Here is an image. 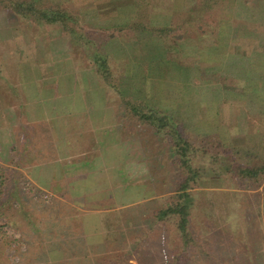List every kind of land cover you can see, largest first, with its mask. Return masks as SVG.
Listing matches in <instances>:
<instances>
[{
  "label": "crops",
  "instance_id": "1",
  "mask_svg": "<svg viewBox=\"0 0 264 264\" xmlns=\"http://www.w3.org/2000/svg\"><path fill=\"white\" fill-rule=\"evenodd\" d=\"M66 6L67 29L0 6V166L18 175L13 205L25 207L20 246L7 245L16 264H264V178L183 191L171 135L140 114L181 130L184 76L161 74L170 102L159 103L136 82L132 61L143 56L120 52L134 29L114 31L113 5L95 16Z\"/></svg>",
  "mask_w": 264,
  "mask_h": 264
},
{
  "label": "rangeland",
  "instance_id": "2",
  "mask_svg": "<svg viewBox=\"0 0 264 264\" xmlns=\"http://www.w3.org/2000/svg\"><path fill=\"white\" fill-rule=\"evenodd\" d=\"M64 1L73 6V13L83 10L94 16L97 6L111 4L121 26L131 10L136 17L134 37L122 38L120 52L143 56L132 61L136 82L140 88L143 81L151 96L160 97L159 103L170 102L163 95L161 74L169 80L184 76L182 96L189 107L180 129L195 147L199 184H231L236 181L232 168L264 164V0H222L223 17H217L219 10L205 12L189 26L198 14L193 11L197 0H148L153 3L149 6L143 0ZM147 26L161 31H146ZM163 55L167 58L157 61ZM17 182L18 175L10 173L0 197V203L11 205L10 222L0 218V264H16L17 248L7 245L20 246L24 228L18 214L22 216L25 207L13 205L20 197Z\"/></svg>",
  "mask_w": 264,
  "mask_h": 264
},
{
  "label": "trees",
  "instance_id": "3",
  "mask_svg": "<svg viewBox=\"0 0 264 264\" xmlns=\"http://www.w3.org/2000/svg\"><path fill=\"white\" fill-rule=\"evenodd\" d=\"M143 2L147 3L149 6L150 1L143 0ZM135 6L140 5V1H135ZM67 1L59 0L58 2H52L51 0H0V6L3 8H7L19 14L25 18H28L33 21H45V22H53L58 21L62 24L63 29H67V26L70 25L71 22L75 21V16L68 11ZM73 7V6H72ZM194 8V7H193ZM193 11L194 13L198 12L197 15L189 20L188 26L190 23H195V21H199L200 14L209 12L213 13L214 11H220V15L218 14L217 17H223L222 9V0H197V4L195 5ZM191 13L192 15V12ZM136 27L135 23L132 24L130 28L125 25H122L121 28L114 30L118 33L129 32V29L133 30ZM140 29V28H138ZM161 31L160 28L156 26H147L146 31ZM99 65L102 68L106 69V65L103 62H99ZM144 120L152 124L156 129H166L168 134L171 135L174 148L178 155V161L180 166L183 167V174L185 175L184 184L182 185V190L184 191L188 187L191 186L189 181L194 182V184H198L196 179L197 173L199 172V168L193 166L195 156V147L189 142L188 138L183 135V132L176 128L175 125L169 121V118L165 114H156L152 111L143 112L140 114V120ZM201 168V167H200ZM232 178L234 180H241L246 179L248 181L253 182L254 184L259 183V180L264 178V164H261L256 167L252 166H237L232 168ZM10 173L5 174L4 168L0 166V197H3L4 192L6 191L5 187L7 184H3L4 180L8 177ZM2 202V200H1ZM8 211L6 212L5 210ZM11 209V205L9 201H5L0 203V218H5L7 221L10 222L11 214H9ZM174 209V208H173ZM168 209L162 211V213L167 214L175 211V209ZM176 212L179 215V221L177 223L178 230L180 232V236L186 244L187 241V221H186V208L185 206H178L176 208Z\"/></svg>",
  "mask_w": 264,
  "mask_h": 264
}]
</instances>
